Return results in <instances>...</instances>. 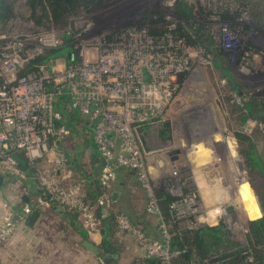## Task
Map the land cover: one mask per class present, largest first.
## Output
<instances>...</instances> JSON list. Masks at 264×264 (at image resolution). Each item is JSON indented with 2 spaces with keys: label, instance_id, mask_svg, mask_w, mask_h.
Returning a JSON list of instances; mask_svg holds the SVG:
<instances>
[{
  "label": "rangeland",
  "instance_id": "374dc122",
  "mask_svg": "<svg viewBox=\"0 0 264 264\" xmlns=\"http://www.w3.org/2000/svg\"><path fill=\"white\" fill-rule=\"evenodd\" d=\"M6 2L14 16L0 25L3 30L0 40L18 35L37 38L28 42L25 51L39 47V35L51 31L57 33V46L64 34L72 36L73 32L75 40L86 42L85 37L77 36L79 31L89 28L91 37L119 32L117 46L126 50L139 47L134 69L146 72L151 64L155 66L149 70L152 77L148 73L142 76L135 73L134 87L141 99L133 97L124 110L138 113L135 120L152 119L159 124V128L152 129L155 132L152 140L159 137L160 131L167 132L165 140L158 138L157 150L147 153L142 150L138 130L133 124L130 126L146 164L151 194L156 199L157 192L178 186V191H169L177 198L176 202L193 203L194 211L185 206L184 215L175 216L174 220L171 215L165 221L167 234L172 238L176 227L223 225L235 241L246 239L248 222L243 209L256 214L252 194L264 189V176L250 170L243 155L253 148L264 170V27L258 24L255 14L250 10L239 13L237 0H80L65 20L66 26L58 29L47 28L51 24L46 21H42L44 25L37 24L36 20L44 13L38 9L34 16L27 0ZM226 13L228 21L223 19ZM235 13L240 14L238 18H232ZM139 35L146 38L141 47L136 46L141 41ZM92 50L97 58V51ZM102 60L105 58L99 57L97 62ZM51 65L59 66L60 70L67 67L68 55ZM132 106L136 108L133 110ZM250 106H254L252 112L248 110ZM85 121L84 116L76 114L72 127L78 133L70 131L61 144L70 157L63 174L67 185L79 182L82 179L79 170H87L93 162L89 158L93 151L86 142L94 143L90 130L84 128ZM238 135H246L249 140L243 142ZM210 140L209 148L216 154L213 164L197 144ZM217 140L220 144H216ZM232 150L237 156L234 165ZM43 168L48 169L46 164ZM133 173L118 172L109 192L111 198L117 194L119 199H112L110 206L103 209L105 214L111 211L115 215L113 230L118 239H114L123 249L120 264H131L134 259L144 257L145 252L136 235L117 224L119 216H125L151 241L162 244L166 239L160 218L149 211L150 191L143 187L137 172ZM79 189L84 193L80 186ZM56 205L67 211L66 207ZM95 213L99 217L96 235L100 240L102 217L98 211ZM207 219L210 223L204 221ZM80 223L83 226L81 220ZM128 249H136L139 254L135 256Z\"/></svg>",
  "mask_w": 264,
  "mask_h": 264
},
{
  "label": "built area",
  "instance_id": "2783aa9c",
  "mask_svg": "<svg viewBox=\"0 0 264 264\" xmlns=\"http://www.w3.org/2000/svg\"><path fill=\"white\" fill-rule=\"evenodd\" d=\"M56 34L51 31L39 35L41 45L28 51H25L28 42L37 39L32 35L0 40V175L24 180L25 173L16 159L20 157L25 166L33 171V180L48 193L49 202L74 210L84 228L96 235L99 232V217L95 213V207L110 206L112 198L109 188L119 171L137 172L143 187L150 191L149 211L160 218L166 239L162 244L151 241L144 232L137 231L125 216H119L117 222L122 230L136 235L145 257L169 260L171 236L166 232V220L159 209L158 199L151 194L144 158L130 132L132 124L150 119L135 120L138 113L124 110L133 97L141 99L134 87L136 74L150 75L149 70L155 65L147 67L146 72H137L134 61L139 58V47L136 50H126L117 46L119 32L113 36L101 34L91 37L89 28L79 31L77 36L85 37L86 42L84 39L75 40L74 32L72 36L67 34L74 43V52L70 53L67 67L60 70L59 66L54 68L51 65L48 69L42 67L38 71L32 69L34 65L28 68L46 50L63 44L62 36V43L56 45ZM142 34L144 35L143 32ZM129 36L134 37L133 34ZM139 36L141 39L136 37L142 42L137 41L136 46L141 47L146 38ZM54 45L56 46L53 47ZM92 49L97 51V58ZM99 57L105 60L98 63ZM63 98H67L62 102L66 111L86 118L93 143L103 161L99 176L103 194L94 207L83 202L85 195L79 186L67 185L63 175L68 160L61 144L71 131L64 124V116L57 108ZM134 108L136 107L132 106L131 109ZM45 164L47 170L43 168ZM44 203L48 202L40 200V204ZM185 206L194 211L191 209L193 203L187 200L174 201L170 205L173 220L175 216L185 214ZM31 212L32 209L26 206L24 213L30 215ZM22 219L24 218L15 217L10 212L4 216L0 223V248L12 238ZM204 221L209 222L208 219ZM168 223L171 224V220Z\"/></svg>",
  "mask_w": 264,
  "mask_h": 264
},
{
  "label": "trees",
  "instance_id": "16d2710c",
  "mask_svg": "<svg viewBox=\"0 0 264 264\" xmlns=\"http://www.w3.org/2000/svg\"><path fill=\"white\" fill-rule=\"evenodd\" d=\"M76 1L80 0H70L68 3L65 0H27L29 8L32 10L34 16L38 9L43 11V16L36 20L37 24L44 25L42 21L49 22L51 26L47 25V28H64L67 24L65 21L67 17L73 12ZM239 2L238 12H250L257 16V22L261 27H264V1L263 0H237ZM228 13L223 15V19L228 21ZM240 14L235 13L232 18H238ZM13 12L11 6L6 2V0H0V25L6 24L10 19L13 18ZM3 30H0V32ZM17 32V31H16ZM74 52L73 39L70 36L63 35V44L61 46L50 48L45 51L44 55L37 58L32 62L28 68L32 67L33 70L38 71L40 68L48 69L51 64L58 58L64 55H68L70 52ZM69 61V60H68ZM67 98H63L57 105V108L62 112L64 116V124H66L74 134L78 131L76 128L72 127L73 120L76 114H71L62 107V102L66 101ZM254 108V106H253ZM252 106L248 107L249 111H253ZM75 115V116H74ZM74 116V117H73ZM86 121L84 123V128H86ZM133 127L139 132V141L141 143L142 150L147 153H151L153 150H157L159 147L158 138L165 140V131H160L155 134L156 140L154 138V130L159 124L153 122L152 120L144 122H136ZM238 137L243 140V142L248 141L246 135H238ZM211 140L206 144L197 143L199 147L203 148L205 153L209 156L210 162L213 164L216 162V154L211 150L209 146L211 145ZM219 143L218 140L216 144ZM230 143V142H229ZM232 143V142H231ZM220 144V143H219ZM87 146H92L95 150V157L98 162V171L103 167V161L100 154L97 152L95 145H93L89 140L86 142ZM233 165L237 161L236 152L232 150ZM244 157L247 160V165L250 170H257L261 175L264 176V170L262 167V162L259 157L255 154L254 149L245 152ZM67 159L70 160V157ZM74 161H71L73 164ZM84 171L80 170L81 176H85ZM94 176V175H93ZM83 177L79 182H76L84 191L83 202L90 207H94L97 199L103 194V189L99 183V173L95 176L96 180H91V184L85 187L83 182ZM89 175L85 178L90 181ZM87 189V190H86ZM176 192L179 190L178 186H174L169 189L161 190L156 193L158 199V205L161 207V214L165 220H169L170 205L177 200L174 195H171L169 191ZM40 196L49 202V195L46 191L42 190ZM258 200H257V198ZM256 196L252 194V197L256 203V214H251L248 210L243 209L244 219L248 222V231L246 233V239L244 241H235L233 234L224 227L223 225L209 226L201 225L194 229L175 228V231L170 239V253L171 256L169 260H161L156 257H140L134 259L131 264H264V189L262 192H257ZM259 201V203H258ZM52 204H56L55 202ZM260 206V208H259ZM69 210L68 208H66ZM104 208L98 207L96 211L99 212L102 217V227L106 230V235H114L113 230V220L115 215L110 211L106 217L104 216ZM261 209V210H260ZM262 211V213H261ZM71 215H75L74 210H70ZM104 216V217H103ZM118 224V223H117ZM100 250L104 253L108 251L115 250V246L110 241V239H103Z\"/></svg>",
  "mask_w": 264,
  "mask_h": 264
},
{
  "label": "crops",
  "instance_id": "0c3cea01",
  "mask_svg": "<svg viewBox=\"0 0 264 264\" xmlns=\"http://www.w3.org/2000/svg\"><path fill=\"white\" fill-rule=\"evenodd\" d=\"M79 147L82 148V145ZM88 147L93 151L89 156L93 162L82 172L91 178L88 181L82 176L85 187L91 184V180H96L95 176L98 173L100 176L102 170L98 171L99 161L95 157L94 148ZM22 168L26 176L24 180L0 175V223L9 212L15 217L24 218L19 222L12 238L0 248V264H105L103 258L108 254L114 255L115 252H118L119 256L109 264L121 263L123 249L115 240L117 237L113 234L108 237L103 228L98 240L97 235H91L82 226L77 213L71 215L68 210L52 203L40 204V200L45 202V199L40 196V188L33 180V171L26 166ZM75 169L78 171V168ZM128 173L134 175L132 171ZM24 196L29 198V202L23 200ZM118 199L119 196H116L115 201ZM26 206L32 211L36 209L40 212L33 224H30V215L24 213ZM105 238L110 239L114 246L119 244L118 247L115 246V250L104 253L100 246ZM128 251L136 253L135 256L139 254L136 249Z\"/></svg>",
  "mask_w": 264,
  "mask_h": 264
},
{
  "label": "water",
  "instance_id": "95a60500",
  "mask_svg": "<svg viewBox=\"0 0 264 264\" xmlns=\"http://www.w3.org/2000/svg\"><path fill=\"white\" fill-rule=\"evenodd\" d=\"M67 3L70 1V0H65ZM70 58V54H68V59ZM17 159V161L20 163V165L21 166H25V162L20 158V157H17L16 158ZM1 177H0V181H1ZM116 196H117V194H115L113 197H112V199L113 200H115L116 199ZM255 196H256V194H255ZM256 198H257V196H256ZM23 200L25 201V202H29V198L27 197V196H24L23 197ZM257 200H258V198H257ZM258 203H259V201H258ZM259 208H260V206H259ZM261 210V209H260ZM233 211V209L232 208H230V209H228V212L229 213H231ZM261 213H262V211H261ZM39 214H40V212H39V210H33L32 212H31V214H30V218H29V220H30V224H33L36 220H37V218L39 217ZM119 256V253L118 252H115V254L113 255V254H108V255H106L104 258H103V262L105 263V264H109V263H111V262H114L116 259H117V257Z\"/></svg>",
  "mask_w": 264,
  "mask_h": 264
}]
</instances>
